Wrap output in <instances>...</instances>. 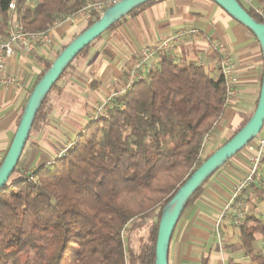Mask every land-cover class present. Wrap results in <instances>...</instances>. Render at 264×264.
Instances as JSON below:
<instances>
[{"label": "trees", "instance_id": "trees-1", "mask_svg": "<svg viewBox=\"0 0 264 264\" xmlns=\"http://www.w3.org/2000/svg\"><path fill=\"white\" fill-rule=\"evenodd\" d=\"M13 1L12 13L9 5ZM107 1L119 0H0V37L7 35L13 14L25 30L43 32L89 3ZM158 1L140 6L125 18ZM238 2L264 23L252 11L264 6V0L250 1L249 8L242 0ZM100 17L92 12L82 32ZM97 40L53 86L29 139L34 132L45 130L53 112L50 95L63 92L60 81L76 60L87 58ZM69 44L48 62L36 84ZM226 100L220 63L212 74L202 62L177 60L171 50L162 51L157 64L146 68L139 80L134 79L105 116L91 119L51 169L43 166L30 176H16L23 169L20 159L8 184L0 189V264H155L163 210L211 156L203 158L204 141L224 115ZM211 177L192 195L185 211ZM253 187L264 196V188ZM145 228L147 237L139 238L134 248L133 235ZM125 231L128 234L123 238ZM257 234L264 240V218L244 216L238 227L239 242L231 248L250 249ZM252 261L264 264V255L255 253Z\"/></svg>", "mask_w": 264, "mask_h": 264}, {"label": "crops", "instance_id": "crops-1", "mask_svg": "<svg viewBox=\"0 0 264 264\" xmlns=\"http://www.w3.org/2000/svg\"><path fill=\"white\" fill-rule=\"evenodd\" d=\"M89 17L90 14H80L74 21L56 26L50 45L40 46L29 54L18 52L8 61L4 76H16L22 82L20 86H0V166L39 76L48 62L86 28ZM174 35H180V41L169 49L174 57L202 62L212 74L218 71L220 63L215 47L224 44L228 51L240 97L226 107L208 135L203 158L223 146L256 111L264 76L261 45L249 29L212 0H160L104 33L92 45L87 58L72 64L59 83L63 92L56 93L51 100L53 112L47 126L38 137L27 142L21 157L23 169L16 176H26L27 172L53 164L60 146L73 144L93 116L105 115L112 109L114 102L109 99L113 94L121 93L132 77L145 73L148 67L139 70V53L143 49L154 53L150 64L155 66L160 55L158 47ZM252 157L253 153L245 148L208 180L200 197L185 211L176 227L169 264H230L231 261L255 264L252 255H264L260 234L250 249L231 248L239 242V226L235 224L239 215L242 222L249 214L264 216V196L258 195L253 187L264 185V161L259 179L234 198L237 187L250 172Z\"/></svg>", "mask_w": 264, "mask_h": 264}, {"label": "water", "instance_id": "water-1", "mask_svg": "<svg viewBox=\"0 0 264 264\" xmlns=\"http://www.w3.org/2000/svg\"><path fill=\"white\" fill-rule=\"evenodd\" d=\"M150 1L152 0H119L107 8L96 23L80 33L57 56L51 67L31 92L14 140L0 166V189L8 184L22 157L40 107L68 66L87 46L106 33L113 25ZM212 1L254 34L261 45L264 59V23L256 21L241 6L238 0ZM263 128L264 76L258 105L250 120L229 141L198 167L164 208L159 224L155 264H169L171 240L192 195L211 175L251 144L259 136Z\"/></svg>", "mask_w": 264, "mask_h": 264}, {"label": "built area", "instance_id": "built-area-1", "mask_svg": "<svg viewBox=\"0 0 264 264\" xmlns=\"http://www.w3.org/2000/svg\"><path fill=\"white\" fill-rule=\"evenodd\" d=\"M118 1L114 2H100V3H89L84 9H82L80 12L73 14L72 16L65 17L63 21L57 22L53 28L43 31V32H30L24 29V27L18 22V19L16 15L13 14L11 19L10 28L7 32V35L5 37H0V86H20L21 80L20 78L16 76H4L6 75V65L8 61L18 52L29 54L32 52L37 51V49L40 46H47L50 45L53 42V29L56 26H59L60 24L64 22L74 21L77 15H88L92 12H95L97 14H103L104 11L109 8L112 4H115ZM15 10V3L14 1L9 5V11L14 12ZM257 10V9H256ZM260 16L263 17V12L257 11ZM78 36V35H77ZM75 36V38L77 37ZM74 38V39H75ZM180 41V35H174L170 38H167L164 40L160 46L158 47V51L161 53L162 51H166L171 49V47L178 43ZM215 52H217L220 56V71L224 78L226 87H227V100H226V107H229L236 103L239 100L240 94L235 89V79L233 77L234 74V68L232 64L230 63V57L228 54V51L224 44H218L215 47ZM154 53L148 51L147 49H143L139 53L140 58V66L139 70H142L144 67H153L151 63ZM140 75L137 77H132L126 86V88L121 93L113 94L109 101L112 102L119 98L121 94H123L126 90H128L131 87V84L134 79H140ZM105 116V115H102ZM99 115L95 116L94 119H99ZM264 133V128L261 131ZM206 136L204 145L207 143ZM258 143H255L253 141L251 144H249L246 148L249 149L250 152L253 153L252 157V165L250 168V172L247 175V177L244 179V181L237 187L235 191V197L236 198L243 190L245 186L248 184H254L259 178V171L261 169V166L264 161V137L257 138ZM65 153H62L63 157ZM31 180H34L33 177H30ZM235 224L237 226H241L243 224L242 222V216L239 215L235 221ZM123 238L125 236L123 235Z\"/></svg>", "mask_w": 264, "mask_h": 264}, {"label": "rangeland", "instance_id": "rangeland-1", "mask_svg": "<svg viewBox=\"0 0 264 264\" xmlns=\"http://www.w3.org/2000/svg\"><path fill=\"white\" fill-rule=\"evenodd\" d=\"M250 1H252V0H242V2L244 3V5L247 7V8H249L250 6H251V4H250ZM34 2H35V0H34ZM107 2H112V1H107ZM107 2H105V3H107ZM261 11V12H263V18H264V6H261V7H257V10L254 8V10H252L253 11V13H255V14H259L257 11ZM91 14V13H90ZM260 15V14H259ZM59 22H61V21H59ZM73 40H74V38H73ZM54 58H52L51 59V61L53 60ZM57 96V94H56V92H54L53 94H51L50 95V99L52 100L53 98H55ZM114 101H112V103H113ZM104 111V110H103ZM102 111V112H103ZM99 114V113H98ZM95 116H97V114L95 115ZM94 118V116L92 117V119ZM38 134H41V133H37V132H34L32 135H31V139L33 140L34 138H36V137H38L39 135ZM261 137H263V134H262V132L259 134V136L257 137V138H261ZM256 138V139H257ZM254 141H256V140H254ZM32 142V141H31ZM31 145V144H30ZM71 145L72 144H67V145H65V146H60V148L58 149V152H56V157L57 158H60L61 156H62V153H65V152H67V150L68 149H70L71 148ZM56 157L54 158V160L53 161H55V159H56ZM53 167V165L52 164H50L49 166H48V168L49 169H51ZM32 173H29V172H27V174H26V176H30ZM25 176V175H24ZM262 188H264V185L262 186ZM264 200V199H263ZM258 203H261V202H258ZM257 203V204H258ZM258 216H260V217H262V218H264V216L262 215V214H258ZM153 217V220H156V217H155V215H153L152 216ZM127 231H125L124 232V236H125V238H126V236H127ZM147 234H148V231H147V228H145L144 230H142V231H139V232H136L134 235H133V245H134V248H137L138 247V244H139V238H141V237H147Z\"/></svg>", "mask_w": 264, "mask_h": 264}]
</instances>
